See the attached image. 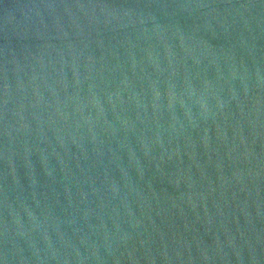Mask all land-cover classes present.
I'll return each mask as SVG.
<instances>
[{"label": "water", "instance_id": "1", "mask_svg": "<svg viewBox=\"0 0 264 264\" xmlns=\"http://www.w3.org/2000/svg\"><path fill=\"white\" fill-rule=\"evenodd\" d=\"M0 264H264V0H0Z\"/></svg>", "mask_w": 264, "mask_h": 264}]
</instances>
